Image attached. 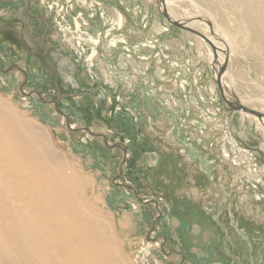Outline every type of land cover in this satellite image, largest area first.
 Instances as JSON below:
<instances>
[{"label":"rangeland","instance_id":"1","mask_svg":"<svg viewBox=\"0 0 264 264\" xmlns=\"http://www.w3.org/2000/svg\"><path fill=\"white\" fill-rule=\"evenodd\" d=\"M167 1L214 47L164 0H0V100L41 125L122 264H264L263 119L227 108L264 114V1Z\"/></svg>","mask_w":264,"mask_h":264},{"label":"bare ground","instance_id":"2","mask_svg":"<svg viewBox=\"0 0 264 264\" xmlns=\"http://www.w3.org/2000/svg\"><path fill=\"white\" fill-rule=\"evenodd\" d=\"M238 2L242 15H250L253 11L250 0H238ZM162 3L159 2V7H162ZM164 4L163 10L169 18L179 21L176 19V12L174 13L170 8L171 4L167 0H164ZM201 23L180 24L188 25L187 29L210 41L209 35L206 36L204 33L206 24L202 26ZM213 34L216 33L213 31ZM195 39H197L196 36ZM222 40H226V37ZM224 42L228 47L227 57L220 53L222 49L216 44L219 56L216 77L224 64L223 59L226 61V67L220 73L222 80L225 79L228 59L231 56L228 43ZM5 88L8 87L4 82L1 89L5 90ZM240 103L244 104V102ZM250 111L262 114L254 109ZM16 115L6 103L0 100V214L2 215L0 264H12L10 250L22 251L23 256L31 258L34 264H53L51 259H57L58 264H122L111 247L108 230L102 221H98V218L89 214L81 202L83 190L81 191V181H77L79 177H74L73 171L69 170L66 164V159L63 161L58 156V152L53 149L41 125L29 119V121L22 120ZM262 125L264 126V119ZM82 177L84 179V176ZM88 181L91 180H86L87 183ZM21 203L24 206L21 207L19 205ZM44 229L47 233L43 232ZM4 240L12 241V243L7 246ZM21 255L19 254L20 257ZM47 257L49 260L44 261Z\"/></svg>","mask_w":264,"mask_h":264},{"label":"water","instance_id":"3","mask_svg":"<svg viewBox=\"0 0 264 264\" xmlns=\"http://www.w3.org/2000/svg\"><path fill=\"white\" fill-rule=\"evenodd\" d=\"M163 13V12H162ZM164 14V13H163ZM164 16L166 17V19L169 21V23L171 25H173L174 27L182 30V31H186V32H189L191 34H193L194 36H196L197 38H199L201 41H203L206 45L210 46V47H214L212 45V43H210V41H208L206 38H204L203 36H201L200 34L192 31L191 29H187L184 25H181L180 23H177L173 20H171L169 18V16L167 14H164ZM225 68V64H223L220 69H219V73L217 74V77H216V82H217V85L220 87V73H222V71L224 70ZM221 99H222V102L223 104L225 105V99L223 97V95L221 94ZM226 107V106H225ZM227 108L230 110V111H240L242 113H245L251 117H254L258 120H261V119H264V115L262 114H259V113H256V112H253V111H250L249 109L247 108H244L243 106H240V105H234L232 107H228Z\"/></svg>","mask_w":264,"mask_h":264},{"label":"crops","instance_id":"4","mask_svg":"<svg viewBox=\"0 0 264 264\" xmlns=\"http://www.w3.org/2000/svg\"><path fill=\"white\" fill-rule=\"evenodd\" d=\"M261 43H264V39L262 40V42ZM196 70H198V74H199V76H201L202 77V75L201 74H203V72H205V71H203V69H199V68H197ZM207 91H208V93L210 94V96H213V97H215V90L214 89H212V87H211V85H209L208 86V89H207ZM212 97V98H213Z\"/></svg>","mask_w":264,"mask_h":264}]
</instances>
